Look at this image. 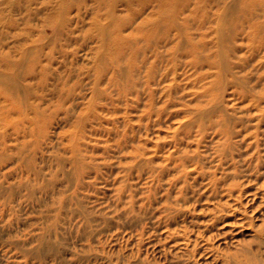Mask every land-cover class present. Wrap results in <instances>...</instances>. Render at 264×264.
<instances>
[{"label": "rangeland", "instance_id": "1", "mask_svg": "<svg viewBox=\"0 0 264 264\" xmlns=\"http://www.w3.org/2000/svg\"><path fill=\"white\" fill-rule=\"evenodd\" d=\"M262 3L0 0V264H264V101L193 64L229 48L264 91Z\"/></svg>", "mask_w": 264, "mask_h": 264}, {"label": "bare ground", "instance_id": "2", "mask_svg": "<svg viewBox=\"0 0 264 264\" xmlns=\"http://www.w3.org/2000/svg\"><path fill=\"white\" fill-rule=\"evenodd\" d=\"M262 5L264 6V3H262ZM231 13L225 14L223 17V20L221 21L222 23H227V21L229 19H231L229 16L230 14H233V17L235 15V11H234V7L233 8H229ZM249 9H245L243 10V13L239 14V16L243 19L246 20L248 18L247 21H249L250 23H255L254 19H255V14L257 15L258 13H256L257 11H248ZM264 10V8H263ZM167 14H164V16H166ZM238 15V14H237ZM165 17H163L162 19H164ZM170 19V18H169ZM173 23H176V19L173 15V18L170 20ZM147 23V21H146ZM145 23V24H146ZM156 27H160V21L158 23V21H156ZM177 24V23H176ZM256 24V23H255ZM258 25V24H257ZM264 30V29H263ZM182 33H178L177 36L181 35ZM116 37L119 38V35L116 34ZM264 45V42H259V44L257 46H254L255 49H261V45ZM183 48H180V50H182ZM229 48H222L221 49V58L217 61H214L212 59H210L208 56H203V55H198L195 54L193 55V64L197 65V66H204V65H208V67H222L223 69H226V72H231L232 75V79L230 81H227L225 84V88L223 87L224 91L228 85L232 84L236 87V89L238 90L239 93V97H250L253 96L254 98H256V100L260 103L264 101V91H257L255 90L253 84H251L249 77L246 75H239L234 69V67H243L242 62L236 61L235 63L230 62V60L227 58V52H228ZM157 55L156 56H161L162 54L157 51ZM245 62V59H244ZM118 63V62H117ZM232 63V65L230 64ZM178 66V65H177ZM137 72V71H136ZM137 74V73H136ZM164 76L166 75V73L163 74ZM132 75L128 74V79H131L130 81L135 82V80L131 77ZM150 77H153V71L150 72ZM220 82L224 83L225 81V77L220 75ZM235 95L237 96V92L234 91ZM263 113L260 115L261 120H264V108H263ZM217 116L218 118L215 119L214 117ZM197 120H200L202 124L205 123L206 127H210L212 129H217L220 133L224 134V138L225 139H229L232 138L234 136V134H236L238 132V130H236V124L239 127V129H248V124H249V116L248 115H243L240 117H237L235 120L232 119L230 116H228L225 112L224 109L221 105V103H214L211 105L210 108L205 109L203 111L200 110V112L197 114ZM195 122V121H194ZM204 122V123H203ZM235 124V125H234ZM243 140H245L244 137H242ZM259 141L256 142H248V144H251L252 147H258L259 146ZM222 153L225 154V148L222 149ZM36 188L34 187V185H30L29 187V193L32 195L34 194ZM240 221H243L240 220ZM48 236V235H47ZM47 236H41L42 239H40V242L37 246L34 247V249H28L26 250L28 253H30L31 255H34L33 257H35L36 259H43V258H48L49 256H54L56 260H63L64 257L61 254L63 248L60 247L58 245L57 242L52 241L49 239H47ZM211 250V249H210ZM211 252V251H210ZM211 255V256H210ZM210 258H212L214 260V262H216L219 257L218 254H215L214 252H212V254H210ZM208 261V260H207Z\"/></svg>", "mask_w": 264, "mask_h": 264}]
</instances>
